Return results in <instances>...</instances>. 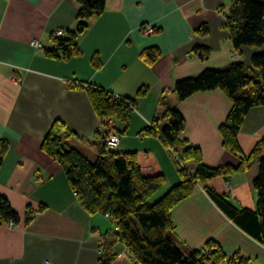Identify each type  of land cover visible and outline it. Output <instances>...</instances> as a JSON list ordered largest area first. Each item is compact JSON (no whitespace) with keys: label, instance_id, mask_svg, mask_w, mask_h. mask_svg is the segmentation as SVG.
<instances>
[{"label":"crops","instance_id":"obj_1","mask_svg":"<svg viewBox=\"0 0 264 264\" xmlns=\"http://www.w3.org/2000/svg\"><path fill=\"white\" fill-rule=\"evenodd\" d=\"M232 3L105 0L103 12L92 16L88 27L76 36L79 52L64 59L48 56L46 50L53 47L54 31L62 29L61 36H66L75 29V0H0V140L7 144L0 165V194L20 216L16 225L0 222V264H98L100 247L115 238L111 218L86 213L60 164L40 147L56 120L78 135H69L66 145L74 138L83 144L98 143L106 132L119 136L116 151H151L166 175L167 190L180 181L177 157L147 131L154 122L161 126L168 122L161 118L167 108L177 109L185 121L176 151L197 147L201 162L210 167L239 163V155L224 146L219 130L230 111V99L219 89L195 92L183 100L173 92L177 80L237 61L250 67L251 56L264 51V44L234 48L226 24ZM204 26L207 32H199ZM148 27L153 29L150 34L144 32ZM34 39L40 42L39 48L31 45ZM152 46L160 54L148 63L141 53ZM196 48L209 52L200 58L202 49ZM94 57L98 66L92 63ZM82 82L133 98L127 125L116 117L104 125ZM142 87L143 93L138 94ZM237 139L245 155L264 139V106L248 110ZM93 156L96 160V151ZM185 166L193 171L196 163L188 160ZM257 173L255 158L246 170L215 177L207 185L227 195L236 207L253 209L252 181ZM40 204L44 208L25 223L27 205L36 209ZM170 215L171 232L176 245L185 248L180 249L183 254L213 239L228 254L239 251L250 263L264 264V246L217 208L204 184H195ZM112 249L116 256L111 264H132L122 242Z\"/></svg>","mask_w":264,"mask_h":264},{"label":"trees","instance_id":"obj_2","mask_svg":"<svg viewBox=\"0 0 264 264\" xmlns=\"http://www.w3.org/2000/svg\"><path fill=\"white\" fill-rule=\"evenodd\" d=\"M75 1L78 5L75 29L67 31L66 36H54L53 47L46 50L48 56L68 59L77 54L79 46L76 36L88 27L89 19L101 14L105 7V0ZM226 24L234 48L262 46L264 0H233ZM198 31L207 32V27H200ZM201 49L200 58H205L209 50L196 48ZM141 54L146 62L153 63L160 51L152 46L145 48ZM92 63L98 66L99 61L94 57ZM250 64L249 67L240 61L232 62L223 68L204 69L194 77L174 83L173 92L179 100L195 92L213 89L221 90L230 99V111L219 130L224 146L239 155V163L236 166L227 164L210 167L201 162L197 147L189 146L176 151L174 145L184 130L185 121L177 109L167 108L161 118H168V122L163 126L154 122L147 131L158 136L177 157L180 181L152 202L150 198L165 184L166 175L151 151L110 149L106 145L109 133L105 132L100 142L91 144L97 152V159L91 162L80 150L67 146L63 141V136L78 135L69 133L63 122H53L41 142L42 151L60 164L82 209L88 214L110 217L116 227L114 240L100 247L98 264L113 262L116 253L112 247L116 242L124 244L132 255V264H219L222 261L226 264H250L248 257L239 251L226 253L213 239L205 241L202 248L185 255L169 237L168 232L174 228L170 215L172 208L187 198L198 183L204 184L206 194L227 218L264 246V139L259 140L248 155L241 152L237 139L248 110L264 106V51L253 54ZM79 84L86 87L91 104L104 125H108L106 120L113 117L127 125L135 104L133 98L115 95L91 83ZM143 90L142 87L137 93L141 94ZM6 148L7 144L0 140V165ZM255 158H258V173L252 181L256 192L253 209L236 207L227 195L207 185L215 177L246 170ZM188 160L196 163L193 171L185 166ZM43 208L42 204L36 209L27 205L23 221L29 222L32 214ZM9 221L16 225L20 222V216L8 199L0 194V222Z\"/></svg>","mask_w":264,"mask_h":264},{"label":"rangeland","instance_id":"obj_3","mask_svg":"<svg viewBox=\"0 0 264 264\" xmlns=\"http://www.w3.org/2000/svg\"><path fill=\"white\" fill-rule=\"evenodd\" d=\"M259 1V0H258ZM115 120L116 121H119V119L118 118H115ZM64 133V132H63ZM69 137V136H68ZM63 138L64 139H66L64 136H63ZM63 139V141H65ZM85 142V141H84ZM74 145H73V144ZM72 143H70L69 145H67V146H76V147H78V150H80L81 152H82V154L84 155V156H86L91 162H94L95 161V157L93 156V154H94V150L91 148V144H89V143H87V142H85L86 144H83L81 141H79L77 138H74V140H72ZM65 145V144H64ZM167 190V188L163 185V187H161L151 198H150V201L152 202V201H155V200H157L161 195H163L164 194V192ZM168 235H169V237L175 242V238H174V234H173V232H171V231H169L168 232ZM179 244V243H178ZM177 244V245H178ZM178 248L179 249H184L185 250V248L183 247V246H181L180 244L178 245ZM189 254V253H188ZM221 264H226V262L225 261H223ZM250 264H256L255 262H251Z\"/></svg>","mask_w":264,"mask_h":264},{"label":"built area","instance_id":"obj_4","mask_svg":"<svg viewBox=\"0 0 264 264\" xmlns=\"http://www.w3.org/2000/svg\"><path fill=\"white\" fill-rule=\"evenodd\" d=\"M144 32L146 34H150V33L153 32V29L151 27H148V28L144 29ZM62 34H63L62 29H58V30L54 31L53 36H61ZM31 45L34 48H39L40 47V42L38 40L34 39V40L31 41ZM110 124H111V121H110ZM118 142H119V136L116 133L107 134V137H106V145H107V147H109L110 149H114L116 147V145L118 144ZM167 149L170 150V148H167ZM228 186H230V185H228ZM8 225L11 226L12 223L9 221ZM45 263L48 264L49 261H45Z\"/></svg>","mask_w":264,"mask_h":264}]
</instances>
